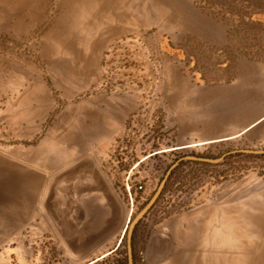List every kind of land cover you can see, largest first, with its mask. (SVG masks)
<instances>
[{"label": "rangeland", "instance_id": "374dc122", "mask_svg": "<svg viewBox=\"0 0 264 264\" xmlns=\"http://www.w3.org/2000/svg\"><path fill=\"white\" fill-rule=\"evenodd\" d=\"M23 1L34 0H0V29L8 21L21 19ZM48 1L51 8L59 2ZM188 1L208 19L215 17L234 25L241 20L243 24L254 23L252 46L244 45V41L239 44L237 37L221 51L217 46L223 43L213 44L195 36L175 43L170 32L135 17L131 32L107 48L99 84L77 97L105 91L129 96L134 104L123 137L96 158L86 152L72 160L84 154L96 159L123 206L124 229L86 258L72 259L39 209L45 184L38 188L22 185L16 191L14 185L11 188L1 180V196L17 192L22 197V204L9 200L5 204L8 214L10 206L17 203L23 222L16 227L2 224L6 212L1 208L4 202L0 204V264H127V225L155 194L167 171L183 158L171 171L153 208L134 228L133 264H190L195 257L199 264H264V156L240 153L264 150V141L185 148L187 145L176 141L173 127L165 129L168 114L160 94L165 78L204 85L231 81L240 58L246 56L242 48L247 49L249 62L264 64V15L249 10L246 0H227L213 9H209L208 0ZM233 6L237 7L236 14L232 13ZM141 58L146 59L144 72L139 68ZM44 66L35 36L16 39L0 30V109ZM52 93L58 100L57 111L73 103L59 101L58 91ZM18 144L6 122L0 121V160L8 159ZM189 156L221 160L201 163L185 159ZM58 170H43L44 181ZM139 185L142 191L137 190ZM229 194L237 212L231 215L226 238L222 205ZM240 194L246 196V205L239 213V201L233 200ZM31 198L30 203L27 200Z\"/></svg>", "mask_w": 264, "mask_h": 264}, {"label": "crops", "instance_id": "0c3cea01", "mask_svg": "<svg viewBox=\"0 0 264 264\" xmlns=\"http://www.w3.org/2000/svg\"><path fill=\"white\" fill-rule=\"evenodd\" d=\"M20 7L21 19L6 22L0 30L16 39L35 36L45 66L0 109V121L19 141L9 158L0 160V181L16 191L22 185L42 186L43 170L61 169L86 152L96 158L124 136L134 111L129 96L103 91L77 97L99 84L107 48L131 32L135 17L170 32L175 43L186 36L213 44L226 39V27L203 16L188 0H59L53 8L48 0H34L20 2ZM161 84L181 146L264 141V64L241 59L234 79L214 85L167 78ZM55 90L59 101L73 103L57 111ZM8 193L0 195L5 212L7 200L22 204L20 194ZM245 197L233 200L239 201V213L245 210ZM231 202L229 194L222 205L226 238L231 215L237 212ZM10 208L2 224H22L19 205ZM190 264H199V259L191 258Z\"/></svg>", "mask_w": 264, "mask_h": 264}, {"label": "water", "instance_id": "95a60500", "mask_svg": "<svg viewBox=\"0 0 264 264\" xmlns=\"http://www.w3.org/2000/svg\"><path fill=\"white\" fill-rule=\"evenodd\" d=\"M173 126L174 118L169 113L165 129ZM240 153L264 156V150H241ZM183 159L167 171L155 194L127 225V264H133L134 228L153 208L165 188L171 171ZM185 159L210 164L221 160L197 156ZM39 209L67 255L75 260L86 258L106 240L124 229L123 206L91 154L78 157L48 178Z\"/></svg>", "mask_w": 264, "mask_h": 264}, {"label": "trees", "instance_id": "16d2710c", "mask_svg": "<svg viewBox=\"0 0 264 264\" xmlns=\"http://www.w3.org/2000/svg\"><path fill=\"white\" fill-rule=\"evenodd\" d=\"M226 1L227 0L207 1V3L209 5V9H213L214 6H218L220 4L222 5ZM246 4H247V6H248L247 8L249 10L256 12V14L260 13V14L264 15V0H246ZM230 5H231V3H230ZM232 13H235V14L237 13V7L236 6H233ZM211 17H213V16H211ZM213 18L216 21L222 23L226 27L225 42L222 45L217 46V48H219L220 51L223 50L226 45H228L229 40H233L236 37H237L236 39H240V40H238V41H240V42H238L239 44L244 41V45L252 46L253 41L255 40L254 36L256 33L254 31V26H255L254 23L243 24V22H241L242 21L241 20L240 22L239 21L235 22V25H234V22L232 23V22L224 21L223 19H216L215 17H213ZM229 44H230V42H229ZM244 49H245V52L243 51ZM242 51L244 52V55H246V56L241 57L240 60L244 59V60L251 61V59H249L250 56H249L247 49L242 48ZM244 156H246L247 158L250 157L247 155H244ZM133 246H134V234H133V238H132V248H133Z\"/></svg>", "mask_w": 264, "mask_h": 264}, {"label": "built area", "instance_id": "2783aa9c", "mask_svg": "<svg viewBox=\"0 0 264 264\" xmlns=\"http://www.w3.org/2000/svg\"><path fill=\"white\" fill-rule=\"evenodd\" d=\"M146 59L144 58H141L140 59V65H139V68H140V70L142 71V72H144L145 71V68H147V65H146ZM181 149V148H180ZM162 153H165V152H162ZM144 160H142L139 164H138V166L143 162ZM137 190L138 191H142L143 190V188H142V186L141 185H139L138 186V188H137Z\"/></svg>", "mask_w": 264, "mask_h": 264}, {"label": "bare ground", "instance_id": "6f19581e", "mask_svg": "<svg viewBox=\"0 0 264 264\" xmlns=\"http://www.w3.org/2000/svg\"><path fill=\"white\" fill-rule=\"evenodd\" d=\"M199 145H201V144H189L185 148H193V147H196V146H199ZM170 151H171V149H170Z\"/></svg>", "mask_w": 264, "mask_h": 264}]
</instances>
